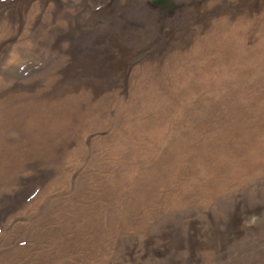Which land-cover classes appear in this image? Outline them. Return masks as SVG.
<instances>
[{
  "label": "rangeland",
  "instance_id": "obj_1",
  "mask_svg": "<svg viewBox=\"0 0 264 264\" xmlns=\"http://www.w3.org/2000/svg\"><path fill=\"white\" fill-rule=\"evenodd\" d=\"M0 264H264V0H0Z\"/></svg>",
  "mask_w": 264,
  "mask_h": 264
}]
</instances>
